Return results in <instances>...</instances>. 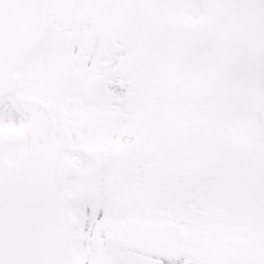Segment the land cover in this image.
<instances>
[{
    "label": "snow or ice",
    "instance_id": "snow-or-ice-1",
    "mask_svg": "<svg viewBox=\"0 0 264 264\" xmlns=\"http://www.w3.org/2000/svg\"><path fill=\"white\" fill-rule=\"evenodd\" d=\"M0 264H264V0H0Z\"/></svg>",
    "mask_w": 264,
    "mask_h": 264
}]
</instances>
